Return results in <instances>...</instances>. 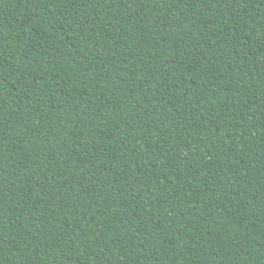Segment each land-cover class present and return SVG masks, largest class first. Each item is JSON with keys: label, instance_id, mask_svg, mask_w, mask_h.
<instances>
[{"label": "trees", "instance_id": "obj_1", "mask_svg": "<svg viewBox=\"0 0 264 264\" xmlns=\"http://www.w3.org/2000/svg\"><path fill=\"white\" fill-rule=\"evenodd\" d=\"M0 264H264V0H0Z\"/></svg>", "mask_w": 264, "mask_h": 264}]
</instances>
